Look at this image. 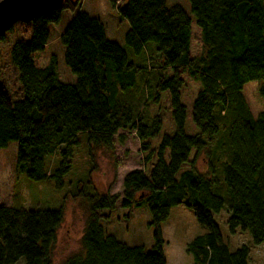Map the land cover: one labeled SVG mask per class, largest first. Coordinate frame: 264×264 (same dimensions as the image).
I'll return each mask as SVG.
<instances>
[{
	"label": "trees",
	"instance_id": "obj_1",
	"mask_svg": "<svg viewBox=\"0 0 264 264\" xmlns=\"http://www.w3.org/2000/svg\"><path fill=\"white\" fill-rule=\"evenodd\" d=\"M188 1L191 16L178 6L168 8L165 0H125L117 9L129 26L126 47L138 54L153 43L160 55L162 75L148 114L137 116L116 98L134 85V67L106 39L99 20L76 11L79 2L65 0L60 10L17 24L21 39L11 48L10 62L19 99L12 101L0 86V149L16 143L17 170L35 182L51 179L60 189L80 133L87 134L91 157L92 148L111 149L119 131L134 132L142 159L141 170L123 177L120 194L82 197L88 213L83 254L63 264H166L159 228L179 205L207 232L187 246L191 264H247L248 249L230 251L213 220L224 206L231 235L239 230L249 233L254 246L264 242V0ZM64 10L76 12L59 37L64 65L75 76L72 85L58 81L54 57L44 68L32 60L48 43V25L58 24ZM216 109L224 112L221 130ZM219 133L227 156L220 169L225 198L211 191L220 186L212 162L209 179L195 168L206 139ZM56 152L61 161L48 175L45 159ZM119 201L123 209L147 205L154 252L128 247L104 232L103 211L114 210ZM62 221L61 211L0 204V264L21 258L25 264H52Z\"/></svg>",
	"mask_w": 264,
	"mask_h": 264
},
{
	"label": "rangeland",
	"instance_id": "obj_2",
	"mask_svg": "<svg viewBox=\"0 0 264 264\" xmlns=\"http://www.w3.org/2000/svg\"><path fill=\"white\" fill-rule=\"evenodd\" d=\"M71 1L79 2L76 11L86 13L103 24L106 39L121 47L126 54L127 63L134 67V85L125 92H119L120 95L117 93L116 98L120 99L121 96L122 103H126L125 106L129 107L135 116L148 114L147 103L152 99L155 86L162 75L157 46L153 43L145 44L138 54L126 47L125 36L129 32V26L117 12L125 0ZM165 1L168 8L178 6L186 15L191 16L188 0ZM75 13L61 11L59 23L48 25L49 38L46 47L32 57L34 64L39 68L46 67L54 57L58 81L65 85L74 84L75 76L64 65V48L59 37ZM20 39L19 26L16 24L4 34V40L0 42V86L6 90L12 101L19 99L20 84L17 71L10 62V51ZM23 40L28 42L29 37ZM215 116L221 130L225 125L224 112L216 109ZM120 137L123 138V143H120ZM224 143L225 136L220 133L206 139L205 150L195 164L198 173L208 175L207 163L212 162L216 169L214 178L220 181V186L213 187L211 191L221 198H225L223 169L220 170L227 161ZM91 155L90 157L87 134H78L76 144L71 147L69 172L62 177V187L57 189L51 179L35 182L28 179L24 172L17 170L16 143L10 142L0 149V204L14 210L63 213V221L56 231L52 264H63L68 258L83 254L80 239L88 213L82 197L120 194L125 174L142 169L138 141L131 131H119L113 138L111 149L92 148ZM60 161L59 152L45 159L48 175L58 167ZM207 178L209 179L210 175ZM77 194L78 196L74 197ZM120 201L114 210L103 211L107 219L102 220L100 226L107 235L128 247H142L148 253L154 252V229L149 226L147 205L144 203L138 208L123 209L120 207ZM213 220L222 242L230 251L244 246L248 249L247 264H264V242L254 246L248 232L237 230L233 235L228 232L226 206L218 214H213ZM159 230L163 243L162 255L166 264H191L192 257L186 253L187 246L207 233L196 223L192 211L184 205L172 207ZM15 264H25V260L21 258Z\"/></svg>",
	"mask_w": 264,
	"mask_h": 264
},
{
	"label": "water",
	"instance_id": "obj_3",
	"mask_svg": "<svg viewBox=\"0 0 264 264\" xmlns=\"http://www.w3.org/2000/svg\"><path fill=\"white\" fill-rule=\"evenodd\" d=\"M65 0H0V35L14 25L29 24L34 17L61 9Z\"/></svg>",
	"mask_w": 264,
	"mask_h": 264
}]
</instances>
